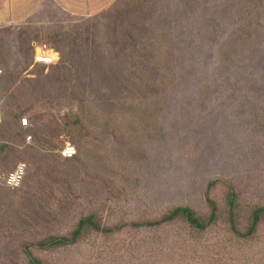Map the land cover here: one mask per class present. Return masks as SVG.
I'll use <instances>...</instances> for the list:
<instances>
[{"label": "rangeland", "instance_id": "1", "mask_svg": "<svg viewBox=\"0 0 264 264\" xmlns=\"http://www.w3.org/2000/svg\"><path fill=\"white\" fill-rule=\"evenodd\" d=\"M78 4L0 26V264H264V0Z\"/></svg>", "mask_w": 264, "mask_h": 264}, {"label": "crops", "instance_id": "2", "mask_svg": "<svg viewBox=\"0 0 264 264\" xmlns=\"http://www.w3.org/2000/svg\"><path fill=\"white\" fill-rule=\"evenodd\" d=\"M48 1L52 3V5L55 8L62 9L61 11H63L64 13H70L72 15L77 14L70 8V0H48ZM76 1L80 2V4H78V8L83 7L84 4L87 6L86 7L87 10L84 11L88 12L91 10V7H89L90 0H76ZM28 9H29V0H0V26L5 24H10V22L13 20L14 21L21 20L26 15ZM97 10L99 9H96L94 12H96ZM84 11L82 10L80 11V13L83 12L82 14H84ZM17 165L15 167H17Z\"/></svg>", "mask_w": 264, "mask_h": 264}, {"label": "trees", "instance_id": "3", "mask_svg": "<svg viewBox=\"0 0 264 264\" xmlns=\"http://www.w3.org/2000/svg\"><path fill=\"white\" fill-rule=\"evenodd\" d=\"M214 214L215 213L212 212L208 218H201L197 216L196 213L189 207H177L170 212L169 217H173L176 215H183L190 222L191 225L197 228L203 229L207 227L209 223H211L214 220V217H215ZM91 221H92L91 216L83 217L82 219H80L78 226L76 230L74 231V234L72 237H55L50 240L41 242V245L42 246H53V245H61V244L73 242L76 236L81 232L83 227L87 223H90ZM33 262L34 264H41L37 260H33Z\"/></svg>", "mask_w": 264, "mask_h": 264}, {"label": "built area", "instance_id": "4", "mask_svg": "<svg viewBox=\"0 0 264 264\" xmlns=\"http://www.w3.org/2000/svg\"><path fill=\"white\" fill-rule=\"evenodd\" d=\"M37 61L40 63H50L53 61L52 56L48 54H38L37 55ZM2 122V113L0 111V124ZM23 125H28V118L24 117L22 118ZM77 154V148L75 145H69L66 146L63 150V155L66 158H73ZM27 172V165L24 162H21L18 164L17 167H15L13 170L9 171L5 178H4V184L11 187H19L22 182L25 179Z\"/></svg>", "mask_w": 264, "mask_h": 264}]
</instances>
